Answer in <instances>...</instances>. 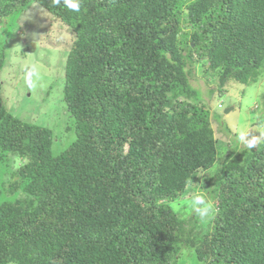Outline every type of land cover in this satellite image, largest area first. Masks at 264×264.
I'll use <instances>...</instances> for the list:
<instances>
[{
    "label": "trees",
    "instance_id": "obj_1",
    "mask_svg": "<svg viewBox=\"0 0 264 264\" xmlns=\"http://www.w3.org/2000/svg\"><path fill=\"white\" fill-rule=\"evenodd\" d=\"M79 2L0 0V74L33 5L74 34L60 104L75 135L54 156L53 132L7 110L0 83V264H176L186 251L264 264V136L221 145L191 84L202 65L213 93L264 76V0ZM192 191L215 209L201 227Z\"/></svg>",
    "mask_w": 264,
    "mask_h": 264
},
{
    "label": "rangeland",
    "instance_id": "obj_2",
    "mask_svg": "<svg viewBox=\"0 0 264 264\" xmlns=\"http://www.w3.org/2000/svg\"><path fill=\"white\" fill-rule=\"evenodd\" d=\"M2 39L0 35V40ZM7 39L5 66L0 74L4 106L21 120L51 130L54 135L52 153L58 156L75 139L73 122L62 111L60 104L61 99L66 111L62 101L64 68L74 34L51 15L33 5L17 17L15 28ZM33 68L35 74L32 79L35 86L28 88L25 76ZM206 72V66H199V71L192 74L191 84L199 88L203 96L201 102L209 104L213 114L223 122L213 124L215 139L221 145L232 140L237 144L239 131L246 128L251 132V138L255 136L261 141L264 136V76L248 85L230 81L222 88L221 93H213L211 89L218 87V78L212 79L205 75ZM228 109L231 111L225 114ZM225 126L228 127V132L225 131ZM69 127L71 130L67 131ZM239 147L246 146L239 142ZM228 148L220 147L222 152L219 153L217 165L206 173L209 184L213 182V173L222 163ZM16 161V166L22 163ZM1 179L0 175V183ZM4 199L5 195L0 189V203ZM197 226L201 227L202 222L199 221ZM182 256L176 264H203L192 252L186 251Z\"/></svg>",
    "mask_w": 264,
    "mask_h": 264
},
{
    "label": "clouds",
    "instance_id": "obj_3",
    "mask_svg": "<svg viewBox=\"0 0 264 264\" xmlns=\"http://www.w3.org/2000/svg\"><path fill=\"white\" fill-rule=\"evenodd\" d=\"M60 2L61 0H54V3L56 4H59ZM63 3L68 9L76 12H79L81 7L79 0H63ZM54 19L57 20L56 18ZM34 74V68L32 71H28L26 73L25 83L28 88H32L35 86L32 79ZM248 137L249 132L246 128H244L239 131L237 139L241 145H245L248 149L256 147L258 138L253 136L251 139H249ZM190 196L191 199L189 201L188 207L191 209L192 213L200 219L201 222L206 223L209 219L212 218L215 213L213 202L202 191H192L190 193Z\"/></svg>",
    "mask_w": 264,
    "mask_h": 264
},
{
    "label": "water",
    "instance_id": "obj_4",
    "mask_svg": "<svg viewBox=\"0 0 264 264\" xmlns=\"http://www.w3.org/2000/svg\"><path fill=\"white\" fill-rule=\"evenodd\" d=\"M229 111L227 110V111H225V114H227Z\"/></svg>",
    "mask_w": 264,
    "mask_h": 264
},
{
    "label": "bare ground",
    "instance_id": "obj_5",
    "mask_svg": "<svg viewBox=\"0 0 264 264\" xmlns=\"http://www.w3.org/2000/svg\"><path fill=\"white\" fill-rule=\"evenodd\" d=\"M228 111L230 112V111H231V109H228ZM229 112H228V113H229ZM228 113H227V114H228Z\"/></svg>",
    "mask_w": 264,
    "mask_h": 264
}]
</instances>
